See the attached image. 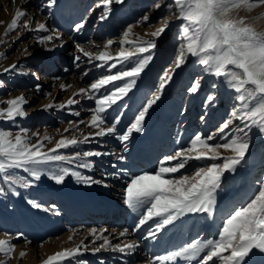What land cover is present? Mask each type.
I'll use <instances>...</instances> for the list:
<instances>
[{"label": "snow or ice", "instance_id": "6c2138e0", "mask_svg": "<svg viewBox=\"0 0 264 264\" xmlns=\"http://www.w3.org/2000/svg\"><path fill=\"white\" fill-rule=\"evenodd\" d=\"M121 3L122 0H114ZM264 3V0H257ZM55 0H48V5H54ZM113 0H102L103 14L101 19H106L110 13ZM251 6L250 0H172L166 5L169 12H173L181 25L180 40L175 55V67L165 70L159 77V92L162 93L171 81L175 69L186 63L188 56L196 58L206 75H211L216 80L211 84V91L206 95V105L211 107L217 101L219 80L222 78L225 87L233 91L235 104L230 110V117L216 129L215 133L204 136L196 133L188 141L187 146L178 147L174 154L164 156L154 171H143L140 174H131L124 189V204L138 214V222L129 229H123L118 237H125L131 232H136L149 221L154 222V227L149 228L144 239H155L166 226L189 214L212 215L218 203V195L223 188V178L226 173H235L242 165L251 148L249 141L250 132L255 129L264 136V33H258L251 27L242 26L243 19H232L230 13L241 6ZM100 7V5H97ZM160 8V4L155 5ZM27 13L17 10L11 22L8 23L6 33L16 30L21 19ZM147 22L149 17L145 15ZM0 23H3L0 21ZM23 27H30L28 20H23ZM83 24H77L75 30L79 31ZM167 22L162 27L151 33L153 38H158L166 29ZM35 31L48 32L44 23H38ZM132 27L123 33L119 51L113 55L108 49L113 45L109 40L103 50L89 51L81 45H76L77 53L74 61L87 58L89 64L98 61L95 66L107 67L108 74L102 75L86 88H80L73 93L66 102L61 104L49 103L45 109L69 111L70 115L80 116L79 111H73V105L80 103L75 97L94 100V107L89 109L90 118L87 121L78 119L68 121V128L64 129L61 138L56 140L51 148L45 147V142L51 143L52 137L47 133L40 136L39 132H31L17 124V119H23L27 113L24 105L27 99L21 95L0 101L7 107L0 106V121L11 122L12 128L0 126V180L9 185L13 194L15 187L27 188L33 181L38 182L46 176L57 185L64 183L67 177H73L78 183L85 186L104 184V180H97L84 174L91 170L95 161L91 158L113 155L107 151L81 146L92 143L100 144L105 137H115L127 151V143L133 133L144 131V121L149 110L160 99L157 94L143 103L134 120L124 129H119L121 115L110 116L109 110L122 101L137 85L139 78L144 73L147 65L153 59L151 52L156 48V40H129L128 36ZM55 33V30H52ZM147 35V34H146ZM58 33L40 37L39 43L52 44L59 40ZM55 45L46 48L53 51ZM118 65H125L122 70L113 72ZM127 65H131L127 67ZM16 65H10L5 71L14 70ZM87 73H85L86 75ZM203 76L196 79L188 89L190 94H195L201 87ZM123 82L116 85L115 82ZM113 85L109 90L108 86ZM61 90H67L70 85L62 84ZM40 90V85H36ZM205 119L201 116V120ZM239 121V126H233ZM88 129L84 131L80 126ZM233 126V127H230ZM59 131V130H57ZM220 135L222 143H210ZM36 138L33 143V138ZM72 149L71 154L60 150ZM230 152L224 155L221 152ZM123 161V155L117 156ZM190 161L199 162L191 172L187 171ZM174 162V163H173ZM116 167L115 164L112 165ZM184 169V172L181 170ZM83 170V171H82ZM24 173L26 175H21ZM179 175H176L178 174ZM105 173V178L107 177ZM104 186H107L106 184ZM3 189H0L2 192ZM32 207L41 205L28 201ZM106 229L97 232L91 229L89 235L93 237L90 243L81 241L71 249H64L47 257L43 264H64V261L82 257L85 252L91 251L93 255L101 250H118L122 254L131 255L137 248L136 241L125 243L123 241L113 244L105 235ZM218 235L210 239H196L166 251L164 254L155 255L150 264H264V180L258 184V191L252 194L246 202H237L227 210L222 219V227L217 229ZM23 235L22 233L18 236ZM73 237H69L71 241ZM87 239V238H86ZM102 241L98 244L97 242ZM14 245L8 239H0V253L11 258ZM25 252H20L23 257ZM202 256V259H201ZM0 264H7L0 259ZM77 264H88L85 260H77ZM103 264V261H101Z\"/></svg>", "mask_w": 264, "mask_h": 264}, {"label": "bare ground", "instance_id": "6f19581e", "mask_svg": "<svg viewBox=\"0 0 264 264\" xmlns=\"http://www.w3.org/2000/svg\"><path fill=\"white\" fill-rule=\"evenodd\" d=\"M43 1L44 0H0V21L3 22L0 23V31L3 27H7L17 10H23L27 13V16L21 19L20 24L24 19H27L30 25L28 29L24 28L23 32L19 29L17 30V33H14L13 39L17 41L20 39L21 49L18 50L16 54L10 55L5 59L0 57V74L3 73L7 76L4 75L7 78V93L0 97V99L2 98L0 101H6L7 95L9 94H13L12 98L23 95L28 101H32L40 93H45L48 89L52 88V93L47 94V97L43 100V106L41 105L42 107L40 106V109L35 113L34 121H36L38 115L47 116L49 119L46 121L51 125H55L56 129L62 134L64 129L69 127V124L67 123L68 121H75L78 119L87 121V119L90 118L89 109L94 107V100L82 96L75 97L80 103L71 107L73 111L80 112L79 117L70 115L69 111L64 112L65 110H46L44 106L49 103L58 102L57 98L65 92L66 93L63 96L65 100L66 94H68L69 97H72L73 93L77 92L78 89L86 88L90 83L94 82L92 81L87 84H81L79 81L84 82L90 76L103 71L102 68L95 66L99 63L98 61L89 64L87 58L84 57L78 62L74 61L76 55L82 56V54L77 53L76 45H81L85 50L99 51L103 50L104 45L111 40L114 43L108 51L115 55V50H119L120 47L119 42L124 39L123 33L129 28V26H127L118 32V26H120L119 23L121 24L124 15L126 16L124 22L129 18L130 12L125 8L130 6V4H133L136 0H122L121 3H115L113 0V3L110 6V13L107 17L110 19L111 25L107 27V30L104 33L103 25H105V20L100 22L94 30L95 38L93 40L89 39L86 42H81L76 38H72L75 34L69 35L68 25H63L62 31L59 33L60 39L57 40V42L56 40L52 42V44L55 45L53 51L46 50V48L52 47V44L46 42L43 46H33L34 41L29 38L33 36V33H36L37 35L41 33H48V35L52 34L50 33L53 25L52 18L49 15L46 16L44 14V8H46V6L48 7V2L43 3ZM171 2L172 0H158L156 4H160L161 7L158 8L157 12H152V10L147 11L146 6L143 7V2L141 1L138 11L140 16L138 20L135 21V24L131 26L132 31L129 34L128 39L130 40V38H132V40L136 42L152 39L151 33L153 32L149 30L151 21L158 18L161 14L169 13L167 27L160 35V38L168 35V32L170 31L168 29L170 23L177 19L176 15L173 13L174 9L173 12H169L166 8V5ZM115 10H118L120 13H116ZM145 15L149 17L147 22L143 20ZM38 23H44L49 31H35ZM112 23H115V25H112ZM163 25L164 22H161L159 28ZM85 28L86 27L83 26L79 32ZM102 35H104V39L100 40ZM10 45L11 43L9 41L0 45V53L4 50L9 52L11 50L9 48ZM174 50L175 51H173L171 55L174 54L175 58L177 47ZM189 57L190 56H188L187 59ZM16 62H21L24 66L16 67L14 70L5 71V69L9 68L10 65L15 64ZM39 69H41L42 72L41 79L37 78L36 75V71ZM85 73L87 74L85 75ZM201 76L203 75H200V77ZM213 82L214 81H210L208 84L203 76L199 91L195 94H190L188 91L190 87L187 88V82L183 81L181 82V86L178 87L177 92H175V94L177 93L179 98L184 102L183 112L188 114L189 118H194V115L198 113H201V116L205 117L203 121L201 120V131H210L209 134L215 133L221 123L226 119L231 118L230 110L232 107L229 112L226 113L224 101L221 102V100L224 93L225 96L223 97V100H225V97H230L234 93L225 87L223 79L221 78L219 80L220 86L218 88V90L220 89L219 93L221 94L220 96L218 95L214 106H207L206 100L205 102L202 100L206 87L209 86V94ZM37 84L40 85L39 91L36 90ZM62 84L70 85L71 87L62 91L60 87ZM158 86L159 82L157 84V92L159 91ZM110 87L112 86L109 85L108 89H110ZM157 92L155 94H157ZM155 94L151 93L148 97L152 98ZM233 95L236 94L234 93ZM0 106L7 107V104H0ZM156 106L157 105H153L149 110L150 113L146 115L143 125L144 127L149 125V116L152 115L153 117L156 114ZM157 108L159 107L157 106ZM130 111L133 112V114L126 120L129 123L134 120V116L136 115H134V106L131 107ZM24 122V119H18L17 124H24ZM189 122L188 127L191 126V123ZM186 123L184 125H186ZM239 125L240 122L235 121L233 126ZM80 127L84 129L85 132L88 131V129L84 128V125H81ZM118 127L122 131V127ZM29 131L30 133H41L39 126L37 128H31ZM65 135H68V133ZM171 135V126H166L165 132L162 135H159V138L156 137L153 142L151 141V144L149 143L148 145L150 148L144 150L145 152L138 151L136 147V145H138L137 143H139L142 138V135H138L137 133H133L130 141L127 143V151L124 150V146L115 137L103 138L102 147L100 144L96 143L89 144L94 149L113 153V155L92 158V160L95 161V166L94 170L91 172V177L97 180H104V184L85 186L70 179H66L63 184L57 185L44 176L38 182L33 181L32 189L30 190H25L16 186L15 192H18L19 194L15 195L13 194V191L10 190L9 185L0 180V189H3V191L0 192V239H8L14 245L11 258L9 259L4 254L0 253V259L6 260L7 264H43L48 256L53 255L56 252L76 247L77 243H81V241L90 243L93 239V237L89 235L91 229H96L97 232L101 229H106L107 231L105 232V235H107L114 244L121 241L128 243L129 240H134L138 243V248L131 255L120 253L121 257L116 261L109 258L105 250H101L95 255H93L91 251L85 252L82 257H77L76 260L82 259L87 261L88 264H101V261H103V264H130L129 261H132L131 264H150L155 255L164 254L166 251L174 249L177 245H182L193 239L195 236H199L205 230H207V233H214L215 236H217V229L222 227V219L218 220L216 215L221 217L223 216L222 214L224 212L226 213L229 209L228 206L231 207L237 202H246L252 197V195H250L251 190L254 189V187L256 188L259 184L258 182V184L255 182V184L250 185L248 182H244L243 179L244 183H242V180H238V177L242 176L241 165L237 168L235 173L225 174L226 179L223 187L227 191H223L221 195L218 196V203L212 215L189 214L181 217L162 230L160 239L157 238L159 235H156L155 239H144L149 228L154 226L153 221H149L134 233L130 231L129 235L118 237L120 231L126 228L131 230L138 222V214L134 213L124 204V189L126 188L127 177L133 173L141 172V170L152 171L155 167H158L160 160L166 156L162 155L163 153L169 150V152L173 151L172 154H174V151L180 147V141L188 144L190 128H186L184 131L181 130L179 137L176 139ZM50 136L56 139L61 138V135L58 137L53 135ZM256 136L257 137H252L249 134L251 145L255 144L261 135L258 132V135ZM35 140L36 138L34 137L32 142L35 143ZM222 142L219 134L216 135V138L213 141H210V143ZM47 144L48 142H45V147L49 148L47 147ZM221 152L224 155H231L230 152H224L222 149ZM119 155H123L125 159L123 161L117 159V156ZM126 157L130 158V165L128 167L126 165ZM256 157L260 158L259 156ZM195 162L196 161H190L187 169L192 171L194 166L198 164V162ZM113 164L116 165L115 168L112 167ZM105 173L108 174L106 178ZM20 174L26 175L24 173ZM244 175L248 178L249 171ZM105 184L107 186H104ZM53 193H61L65 204L56 199L52 200ZM29 200L38 202L41 207H32L28 202ZM43 202H46V204L43 205ZM61 218H64L65 222H67L68 219L74 220L75 223L79 225L81 224L80 226L82 227V230H79L78 234L67 232L66 227L61 224V222H64L60 220ZM94 224H98L100 227H94ZM20 233L23 235L18 236ZM70 236L73 237L71 241L69 240ZM76 236L78 237L76 238ZM188 237L189 240L186 241ZM35 242L39 245V248L35 249L36 258L34 257V251L31 245ZM101 242L102 241H98L97 246ZM21 251L25 252L23 257H20ZM111 254H115V252H111ZM66 262L67 260L64 261V264H66ZM180 264H183V262L181 261ZM192 264H198V262L193 261ZM216 264H219V262ZM256 264H260L258 258Z\"/></svg>", "mask_w": 264, "mask_h": 264}, {"label": "rangeland", "instance_id": "374dc122", "mask_svg": "<svg viewBox=\"0 0 264 264\" xmlns=\"http://www.w3.org/2000/svg\"><path fill=\"white\" fill-rule=\"evenodd\" d=\"M141 1L143 2L142 3L143 7L146 6L147 11H151V10H152V12L158 11V8L155 7L156 2L158 0H136V1H134L133 4H130V6L125 8V9H127L128 12H130V15H129V18L126 20V22H124V19H126V16L125 15L123 16L124 19L121 20V24L119 23L120 26H118L119 27L118 32H120L121 29L123 30L127 26H133L135 24V21L138 20V18L140 16L138 14V11H139V7L141 5ZM46 2H48V0L43 1V3H46ZM250 3H251L250 7L242 5L240 8L233 9L232 12L230 13V18L237 19V20L243 19L244 24L242 26L251 27V28H253L254 31H256L258 33H264V3H258L257 0H250ZM42 5H44V4H42ZM97 5H100V7H97ZM115 12L118 14L120 13L118 10H115ZM174 12H175V9H174ZM44 14L46 16L49 15L53 21V25L51 27L50 33L53 34L52 30L54 29L55 32H58V34H59L62 31L63 25L67 24L69 27L68 28V34L69 35L75 34L74 37H72V36H70V37L76 38L77 40H79L81 42L82 41L86 42L89 39L93 40L95 38L94 30L100 22H103V20H105L104 21L105 25H103V32L104 33L107 30V27H109L111 25L110 19H108V18L107 19H101L100 18L103 14L102 0H55L54 5H52L51 7L48 5V7L46 6V8H44ZM168 15H170V14L169 13L168 14H161L158 18L153 19L150 23L151 26H150L149 30H151L152 32H155L157 29H159V24L161 22H164V23L167 22L168 23V21H167ZM81 23L86 28L84 30H82L81 32H79L80 30L76 31L75 26L77 24H81ZM182 23L183 22L180 19H176L174 22L170 23V25L168 27V29L170 30L168 32V35H166L165 37H162V38H160V36L158 38L152 37V39L156 40V45H157L156 48L151 52L153 59L147 65L144 73L139 78L137 85L128 94V96L125 97L122 101H120L117 105L113 106V108L109 110V114L112 117H115L116 115L122 116V119H121L120 124H119V126L122 127L121 128L122 130H124L130 124L126 120L130 117V115L133 114V112L130 111L131 107L134 106V110H135L134 115L138 114V111L142 108L143 103L146 102V100L149 98L148 95L151 93L155 94L157 92V90H158L157 84H158V82H160L159 77L161 76L162 72L166 69L172 70L175 67L174 54L171 55V53H173V51H175L174 49L178 46V44L181 41L180 40V33H181ZM112 25H115V23H112ZM6 28L7 27H5V28L3 27L2 30L0 31V45L4 44L6 41H9L11 43V45L9 46V48L11 50L9 52H6L4 50L3 52L0 53V57H2L3 59L7 58L10 55L16 54L18 52V50L21 49L20 39L18 41L14 40L13 36H14V33H17V30L21 29L20 31L23 32V29H24L23 22L20 24V26L16 30L9 32L7 34H5ZM45 35H48V33H41L38 35L36 33H33V36L29 37V38H31L34 41L33 46H36V45L43 46V44L39 43V39H40V37L45 36ZM103 39H104V35H102V37H100V40H103ZM130 40H132V38H130ZM56 42H57V40H56ZM115 51L117 52L119 50H115ZM15 65H16V67L24 66L21 62H16ZM28 65H29V63H28ZM130 66L131 65H127V67H130ZM124 67H126V66L125 65H118L117 69H113V72H115L117 70H122ZM102 69H103V71L99 72L98 74H94V75L90 76L84 82L79 81V83L87 84L89 82L95 81L97 78L108 73L107 67H104ZM41 73H42L41 69L36 71L37 78H40V79L42 78ZM4 75L6 76V74H3V73L0 74V82H1L0 83V86H1L0 87V97L6 95V93H7V91H6V86H7V78L6 77L7 76L5 77ZM200 75H203L205 77V80L207 81L208 84L210 81L216 80V78H214L213 76L206 75L204 73L202 66H200L197 63L196 58H192V57H189L188 59L186 58V63L184 65H182L180 68L175 69L174 73L172 74V79L168 83V85H166L164 91L162 93H160L159 91L157 92V94L160 95V99L158 100V103L155 104L159 107V108H157V106H156V109H157V110L155 109V111H157L156 114L153 117H152V115L149 116V119H148L149 125L145 126V127L143 126L144 131L142 133H137L138 135L139 134L142 135L141 140L139 141V143H137L138 145H136L138 151L142 152L144 150L149 149L150 148V147H148L149 143L151 144V141L153 142L156 137L159 138V135H162L166 130V126H169V125L171 126V130H172L171 136H173L175 139L179 137L181 130L184 131V129H186V128H190V135H189L188 140H190L194 136V134H196V133H201L204 136L209 135L210 131H201V113L195 114L194 118H192V117L189 118L188 114L183 112L184 102L182 101L181 98H179L177 93L175 94V92H177V90H178V87L181 86V82L186 81L188 84L186 86H188L187 88H189L191 86V84L196 79L200 78ZM115 83H116V85H120L123 82L117 81ZM110 86L113 87V85H110ZM112 87H110V89ZM219 90H218V95L220 96L221 93H219ZM52 91H53L52 88L48 89L45 93H40L39 95H37V97L34 100H32V101L27 100L28 103L24 105V110L27 113V115L25 118H23L25 120L24 124L23 123L19 124L21 127L31 129V128H37L39 126L40 130H41V133H40L41 137L43 135H45L46 133L48 135H53L56 137L61 135V132L57 131L58 129H56L55 125H51V124H49V122L46 121L47 119H49L47 116H43V115L39 116L38 115L36 121H34L35 113L40 109V106L42 105L43 100L47 97V94L52 93ZM208 92H209V86L206 87L205 94H204V97L202 100L203 102H205L206 95L208 94ZM65 93L63 95H60L57 98L58 102H56V104L64 103L70 98L68 96V94H66V100H65V98H63ZM157 94H155V95H157ZM233 94L230 97H225V100H223L225 93L222 97L221 102L224 101L226 113H228L230 108L235 104V99H234L235 95H233ZM12 96H13V94L7 95V99L12 98ZM4 108H6V107H4ZM66 111H68V110L65 109L64 112H66ZM53 112H54V110H53ZM149 113H150V111L148 112V114ZM18 119H17V121H18ZM188 122L191 123L190 127H188ZM5 123H6V125H5ZM185 123H186V125H184ZM0 126H2L4 128H12L13 131L17 130L15 127L12 126L11 122L0 121ZM63 134L65 135L66 133L63 132ZM68 135H70V133H68ZM250 135L252 137H257L256 136V135H258L257 130H255V129L252 130ZM58 139H60V138H58ZM58 139L52 138L51 143H48L47 147H49V148L53 147L56 140H58ZM263 142H264V137L260 136V138L257 140V142H255V144L251 145L249 153L246 157V161L241 165L242 166L241 167V171H242L241 175L242 176L238 177L239 181H241L243 179L244 182H246V183L248 182L250 185H253V184H255V182L260 183L262 180H264V143ZM179 146L183 147V146H187V144L180 141ZM81 147L84 149L93 148L89 144L83 145ZM60 151L65 152L66 154H71V152L73 150L72 149H68V150L62 149ZM172 152L173 151L169 152V150H168L167 152L163 153L162 155L172 154ZM256 156H259L260 158H257ZM126 162H127L126 165L128 167L130 165V158L129 157H126ZM156 168L157 167H155L152 171H154ZM92 170H94V168H92L91 170H88V171H84V174L87 176H91ZM184 171L185 170H181V172H184ZM187 171L191 172L190 169H187ZM248 171H249V175L247 178V176H245L244 174H246V172H248ZM141 172H143V171L141 170ZM141 172H137V173H133V174H140ZM176 175H179V173ZM66 179H70L74 182H77L71 176L67 177ZM129 179H130V176L127 177V182ZM225 179H226V176L223 178V186L225 183ZM243 180H242V183H244ZM22 189L30 190V189H32V186L27 187V188H22ZM255 190L258 191V186H256V188L254 187V189L251 190L250 195H252L254 192H256ZM223 191H227V190L223 187L218 196H220ZM229 196H230V194H229ZM54 199H56L57 201H60L62 203L65 202L61 193H53L52 200H54ZM42 204L45 205L46 202H43ZM228 207L230 209L232 206L231 207L228 206ZM225 214L226 213L224 212L222 214L223 216H221V217H219V215H216L217 219L220 220V219L225 218ZM60 220L64 221L63 223L61 222V224L66 227L67 232L78 234L79 233L78 231L82 230V227L80 226L81 224L79 225V224L75 223L74 220L68 219L67 222H65L64 218H61ZM91 225H93V224H91ZM94 225H95L94 227H100V225H98V224H94ZM108 227H111V226H108ZM161 232L157 234V235H159V236H157V238H159V239L161 238V235H160ZM214 236H215L214 233L209 234V233H207V230H205L199 236H195L194 238H196V239H210V238H213ZM77 237L78 236H76V238ZM189 237L186 239V241L189 240ZM130 241L132 242L134 240H129V242ZM79 244L80 243H77V245H79ZM31 245H32V249L34 251V257L36 258V250L35 249H38L39 245L36 242L32 243ZM177 246H179V245H177ZM105 252L109 258L113 259V261H116V260L120 259V257H121L120 252L118 250L108 249V250H105ZM111 252H115V254H111ZM129 262L131 264L132 261H129ZM215 262L217 263L219 261H215ZM75 263H77V260H73V259H69L66 262V264H75Z\"/></svg>", "mask_w": 264, "mask_h": 264}]
</instances>
